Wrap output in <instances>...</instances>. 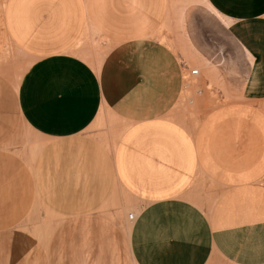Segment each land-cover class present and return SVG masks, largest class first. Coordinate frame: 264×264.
<instances>
[{
	"label": "crops",
	"instance_id": "obj_1",
	"mask_svg": "<svg viewBox=\"0 0 264 264\" xmlns=\"http://www.w3.org/2000/svg\"><path fill=\"white\" fill-rule=\"evenodd\" d=\"M204 1L0 0V264H264V0Z\"/></svg>",
	"mask_w": 264,
	"mask_h": 264
},
{
	"label": "snow or ice",
	"instance_id": "obj_2",
	"mask_svg": "<svg viewBox=\"0 0 264 264\" xmlns=\"http://www.w3.org/2000/svg\"><path fill=\"white\" fill-rule=\"evenodd\" d=\"M118 77H119V70L118 69L112 70V72H110L108 76L109 85L115 87L119 82Z\"/></svg>",
	"mask_w": 264,
	"mask_h": 264
},
{
	"label": "rangeland",
	"instance_id": "obj_3",
	"mask_svg": "<svg viewBox=\"0 0 264 264\" xmlns=\"http://www.w3.org/2000/svg\"><path fill=\"white\" fill-rule=\"evenodd\" d=\"M190 7L191 8L199 7V8H203V9L209 8L204 0H192V2H190ZM206 20H207V18H206ZM205 23L208 24L209 22L206 21ZM222 34H223V32H222Z\"/></svg>",
	"mask_w": 264,
	"mask_h": 264
},
{
	"label": "built area",
	"instance_id": "obj_4",
	"mask_svg": "<svg viewBox=\"0 0 264 264\" xmlns=\"http://www.w3.org/2000/svg\"><path fill=\"white\" fill-rule=\"evenodd\" d=\"M198 71H199V70H198L197 68H195V69L191 70V74L195 75V74L198 73ZM129 218H130L131 220L134 219V214H133V213L129 214Z\"/></svg>",
	"mask_w": 264,
	"mask_h": 264
}]
</instances>
